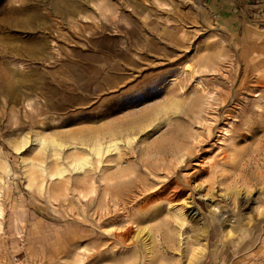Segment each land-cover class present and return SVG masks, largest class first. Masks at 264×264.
<instances>
[{
    "label": "rangeland",
    "instance_id": "obj_1",
    "mask_svg": "<svg viewBox=\"0 0 264 264\" xmlns=\"http://www.w3.org/2000/svg\"><path fill=\"white\" fill-rule=\"evenodd\" d=\"M0 264H264V0H0Z\"/></svg>",
    "mask_w": 264,
    "mask_h": 264
},
{
    "label": "bare ground",
    "instance_id": "obj_2",
    "mask_svg": "<svg viewBox=\"0 0 264 264\" xmlns=\"http://www.w3.org/2000/svg\"><path fill=\"white\" fill-rule=\"evenodd\" d=\"M210 105V104H209ZM41 142L39 143V147H40V149L42 150V151H45L46 150V148H52V149H55L57 146H60V145H55V143L53 142V141H50V142H46L45 140H40ZM112 146H115V143H110V144H108V146L107 147H112ZM90 147V146H89ZM51 149V150H52ZM104 149V148H103ZM92 151L97 155V156H99L100 155V153H101V151H102V148L100 147V145L98 146L97 145V147H94V145H93V148H92ZM86 156V155H85ZM100 156H102V155H100ZM85 163H87L86 162V159H81V160H79V161H75V163H73V164H75L76 165V167L75 168H81V167H83L84 165H85ZM62 173H64V172H62V171H59V172H57L56 174H53V175H51L52 177H56V176H61L62 175ZM51 177V178H52Z\"/></svg>",
    "mask_w": 264,
    "mask_h": 264
}]
</instances>
